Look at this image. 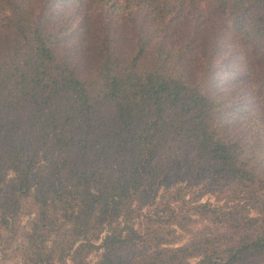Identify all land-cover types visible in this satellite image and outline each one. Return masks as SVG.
Segmentation results:
<instances>
[{"label":"trees","instance_id":"obj_1","mask_svg":"<svg viewBox=\"0 0 264 264\" xmlns=\"http://www.w3.org/2000/svg\"><path fill=\"white\" fill-rule=\"evenodd\" d=\"M61 1L0 0L2 224L15 225L30 196L35 215L26 238L33 250L44 230L68 221L66 232L87 233L91 219H108L135 193L171 136L195 148L199 163L206 158L264 185V150L226 125L224 111L235 104L215 75L221 44L233 38L212 15L241 0H212L201 9L196 0H112L106 12L100 3L109 0ZM70 1L79 2V19L60 24ZM249 20L237 24L248 28ZM238 58L244 72L232 65V82L250 80L254 61ZM243 103L250 120L252 105ZM224 251L223 264L260 253L264 232ZM211 254L207 249L195 264H218Z\"/></svg>","mask_w":264,"mask_h":264},{"label":"rangeland","instance_id":"obj_2","mask_svg":"<svg viewBox=\"0 0 264 264\" xmlns=\"http://www.w3.org/2000/svg\"><path fill=\"white\" fill-rule=\"evenodd\" d=\"M241 1L229 9L217 8L212 15L214 26L227 28L233 38L231 42L229 36L230 42L221 44L215 75L224 96L235 104L224 111L226 125L236 135L243 130L250 145L255 141V149L264 150V123L257 111L260 98L264 99V0ZM78 3L70 1L60 24L78 21ZM112 3L101 1L100 6L105 4L106 12ZM194 3L200 9L214 4L212 0ZM244 17L250 19L248 28L237 24ZM240 53L254 61V74L250 80L241 75L232 82L231 67L239 66L238 70L244 72ZM244 100L252 105L250 120L246 118L251 112H247ZM160 151L148 172L139 178L135 193L125 196L108 219H91L87 233L83 232L85 237L66 232L68 221L61 227L44 230L33 250L26 233L35 211L31 209L30 196L25 198V207L16 213L15 225L6 226L0 221V264H37V260L40 264H195L207 249L212 250L213 261L223 264L229 252L221 253L222 249L253 241L264 232L263 184L239 172L215 169L206 158L199 163L195 148L175 136L165 139ZM4 172L7 178L12 175L8 169ZM113 231L115 240L109 242L107 236ZM70 238H75L72 243ZM86 238L89 244H79ZM75 247L79 248L73 252ZM259 252H243L236 264H264V251Z\"/></svg>","mask_w":264,"mask_h":264}]
</instances>
